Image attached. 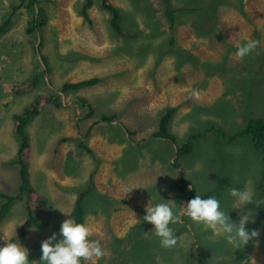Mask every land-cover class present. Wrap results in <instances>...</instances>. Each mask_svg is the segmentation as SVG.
I'll list each match as a JSON object with an SVG mask.
<instances>
[{
    "label": "rangeland",
    "instance_id": "obj_1",
    "mask_svg": "<svg viewBox=\"0 0 264 264\" xmlns=\"http://www.w3.org/2000/svg\"><path fill=\"white\" fill-rule=\"evenodd\" d=\"M82 1L40 0L48 21L36 34L27 33L29 14L21 6L13 13L8 30L0 35L3 192L14 194L20 185L17 166L8 163L19 145L13 113L29 106L38 92H58L65 81L99 78L95 84L58 93L63 102L60 107L42 102L40 112L27 125L31 144L25 156L37 191L30 202L48 224L46 231L32 227L17 241L29 250L30 264L40 261L42 240L53 232L57 240L62 238L61 223L71 218L76 190L83 188L92 171L94 190L85 204V223L93 230L90 239L98 241L105 253L96 264H201L199 251L203 264H264V204L236 209L229 195L230 188H247L254 200H264V154L252 147L248 136L216 140L210 128L213 120H221L226 133L242 129L248 99L254 94L264 99V72L260 71L264 64L260 51H264V0H225L215 11L220 22L216 34L198 28L197 16L181 15L175 36L185 54L166 48L170 36L160 0H143L148 15L142 17L133 1L109 0L122 9L126 30L121 34L110 25V13L99 0L88 10L90 20L83 19L78 13ZM19 2L0 0V23ZM253 25L260 34V50L238 59L237 46L252 40ZM130 27L139 34L130 35ZM40 41L48 74L38 90L15 93V86L22 85L39 65L36 45ZM77 96L90 101L92 117H85L89 110ZM243 99H247L244 111ZM167 104L176 108L172 128L180 139L210 128L181 157V166L190 186L207 198L215 195L231 220L238 222L243 211L253 215L255 222L246 227L259 230V236L242 249H234L223 237L186 216L182 222L170 224L176 246L163 248L153 225L143 220L150 200L170 204L174 213L187 202L185 192L175 186L178 170L170 164L171 144L152 138L141 141L155 128ZM103 113H116L118 120L94 125L91 135L83 136L94 150L91 155L72 137L84 134L93 118ZM119 122L136 132L128 135ZM64 137L70 139L61 140ZM38 196L45 201L34 199ZM23 207L24 202H16L0 223V246L5 243L3 232L11 238L23 224Z\"/></svg>",
    "mask_w": 264,
    "mask_h": 264
},
{
    "label": "trees",
    "instance_id": "obj_2",
    "mask_svg": "<svg viewBox=\"0 0 264 264\" xmlns=\"http://www.w3.org/2000/svg\"><path fill=\"white\" fill-rule=\"evenodd\" d=\"M102 4L103 8L106 9L110 13V25L113 29L121 34L123 30H126L123 26V13L122 9L119 6L114 5L109 0H99ZM133 1V7L139 13V15L147 16L148 9L145 8L143 0H131ZM225 0H160L162 7V16L167 22V31L170 36L167 40L166 48L169 50L175 51L177 54H185L186 50L179 48L180 45L177 42V38L175 36L177 32L178 25L181 23L180 17L181 15L187 16H197L198 19L195 25L203 29L207 33H217L219 29L220 22L218 20L217 13H215L217 7L223 3ZM40 0H20L18 5L13 7V11L8 14L2 23H0V35L5 33L11 25V20L13 13L23 6L29 14L28 18V26L26 27V31L28 34H36L41 31L42 27L46 25L48 21V15L43 7L39 6ZM95 3V0H83L78 8L79 15L82 16L85 20H90L89 8ZM253 25V38L252 40H258L260 42V34L259 31ZM129 32V31H128ZM139 31L136 29H131L130 27V35H138ZM41 41L37 48V61L39 65L32 69L29 77L23 82L20 86H15L14 92L20 93L22 91H31L38 90L39 85L43 82L45 74H48V68L45 64V56L40 53L41 49ZM35 48V47H34ZM259 49V44L255 48ZM261 51V55L264 59V51ZM43 63V65H42ZM264 72V64L262 65L260 71ZM99 80L98 77H91L87 79L77 80V81H65L58 88V92L50 93V94H41L38 92L32 103L29 106H26L22 109V111H18L13 113L12 118L15 123L14 132L18 138V148L16 151L15 158L8 161V163L12 166H17L18 174L20 177V185L18 191L14 194H9L0 190V223L6 218V216L10 213L13 205L18 202H24V211L25 218L23 224L20 226L19 230L11 237V242H17L21 238H23L30 228H36L39 231L43 232L47 229V222L39 216L36 209L31 205V196L36 193L34 187L30 181V163L26 159L25 153L28 151L31 140L27 133V125L31 121L33 117H35L40 112V104L42 102H49L57 107L62 106L63 102L60 99V94H66L68 91L78 90L81 87L89 86L95 84ZM251 85L247 83L246 89H249ZM264 96V93H262ZM77 100L87 107L89 112L85 115V117H92L94 115V108L92 107L90 101L87 98L82 96H77ZM247 99H243V111L244 105ZM249 106L245 107V115L242 117L243 120V128L238 130L235 129L233 133L225 132V125L220 122L221 120H213L215 123L211 125L210 128L216 134V140L222 139V141H234L243 137H250L252 147L262 151L264 154V99L261 97H257L255 94L251 99H248ZM165 109V110H164ZM161 114L157 117V124L155 128L150 132L149 137H157L159 139H165L169 141L174 146V157L172 166L178 170L175 179V186L178 190L184 191L186 194V200H190L194 198L196 195H201L203 198H207L206 196L199 194L196 188L188 183L185 173L183 172L181 166V157L187 155L192 151L193 142L201 139L206 136L210 130H200L191 133L180 139L178 134L171 130V120L172 116L175 113L174 107H165ZM220 115H224V112H219ZM117 119V114H99L97 115L92 123L88 126L87 130L84 134H80L81 137H72V139L78 142V146L90 153L94 154V150L86 144L85 140H83V136L88 137L92 133V128L94 125L98 123H110ZM236 124V122H235ZM80 125L78 124L77 128L79 130ZM128 133L133 134L135 131L130 130L127 127ZM85 137V138H86ZM70 139L69 137H64L61 140ZM93 171L89 175L87 181L83 184V188L76 190L78 193L71 212V219H74L77 222L85 223L86 216V202L88 199V195L92 192L93 189ZM88 182V184H87ZM80 190V191H79ZM33 199V198H32ZM34 199L38 201H45L44 198L38 196ZM199 260L201 264H203V255L199 251L198 253Z\"/></svg>",
    "mask_w": 264,
    "mask_h": 264
},
{
    "label": "clouds",
    "instance_id": "obj_3",
    "mask_svg": "<svg viewBox=\"0 0 264 264\" xmlns=\"http://www.w3.org/2000/svg\"><path fill=\"white\" fill-rule=\"evenodd\" d=\"M258 44V40H249L238 45L236 57L243 59ZM229 195L234 198L233 208L236 209L244 210L243 206L249 204L256 206L264 204V200H254L253 192L247 188L243 190L230 188ZM185 216L192 222L203 225L205 230H211L213 235L223 237L234 249H242L259 236V230H249L246 227L249 222H255L251 213L243 211L239 221H233L227 213L221 210L220 200L215 195L208 198L196 195L175 213L170 204L163 202L153 204L150 200L145 208L143 220L153 225L154 234L159 238L160 245L171 249L176 246L177 237L170 224L182 222L181 218ZM59 235L62 237L59 240L55 232L42 240V255L36 264H82V262L83 264H96V261L105 255L99 242L90 239L93 230L87 223L67 218L61 223ZM2 239L5 243L0 246V264H30L29 250L26 247L19 242H11L7 232H3Z\"/></svg>",
    "mask_w": 264,
    "mask_h": 264
},
{
    "label": "crops",
    "instance_id": "obj_4",
    "mask_svg": "<svg viewBox=\"0 0 264 264\" xmlns=\"http://www.w3.org/2000/svg\"><path fill=\"white\" fill-rule=\"evenodd\" d=\"M160 107H161V106H160ZM160 107H159V108H160ZM165 107H174V106H169V105L167 104ZM165 107H164V108H165ZM164 108H163V109H164ZM174 108H175V107H174ZM175 109H176V108H175ZM111 114H112V113H111ZM98 115H99V114H98ZM173 115H174V114H173ZM96 116H97V115H96ZM96 116H95V117H96ZM95 117H94V118H95ZM94 118H93V119H94ZM116 120H118V116H117V119H116ZM116 120H114V121H112V122H110V123H116V122H117ZM172 120H173V116H172ZM172 120H171V130H172L173 132H175V131L173 130V128H172ZM92 121H93V120H92ZM91 123H92V122H91ZM91 123H90V124H91ZM102 123H103V122H102ZM119 123L121 124L122 128H124L125 132H126L128 135H130V134L128 133V130H127V127H128V126H126V125H125L124 123H122V122H119ZM98 124H99V123H98ZM105 124H107V123H105ZM79 128H80V127H79ZM87 128H88V127H87ZM87 128H86V130H87ZM128 128H129V127H128ZM153 129H154V128H153ZM153 129H152V130H153ZM77 130H78V129H77ZM152 130H150V132H151ZM135 132H136V130H135ZM135 132H134V133H135ZM150 132H149V134H150ZM84 133H85V132H84ZM134 133H133V134H134ZM175 133H176V132H175ZM149 134H148L147 136H145L141 141H143V140H145V139H147V138H152V139H157V140H164V141L170 143L169 141H167V140H165V139H159V138H157V137H149ZM176 134H177V133H176ZM73 137H79V138H80V137H81L80 132H79V133H76V135H74ZM85 137H86V136H85ZM140 139H141V138H140ZM140 139H139V140H140ZM170 144H171V143H170ZM171 146H172V148H173V150H174V146H173L172 144H171ZM173 157H174V154H173V156L171 157V160H170V164H171V165H172L171 162L173 161Z\"/></svg>",
    "mask_w": 264,
    "mask_h": 264
},
{
    "label": "bare ground",
    "instance_id": "obj_5",
    "mask_svg": "<svg viewBox=\"0 0 264 264\" xmlns=\"http://www.w3.org/2000/svg\"><path fill=\"white\" fill-rule=\"evenodd\" d=\"M165 110V109H164ZM158 119V118H157ZM50 173V172H49ZM95 224V223H94ZM101 236V235H100Z\"/></svg>",
    "mask_w": 264,
    "mask_h": 264
}]
</instances>
